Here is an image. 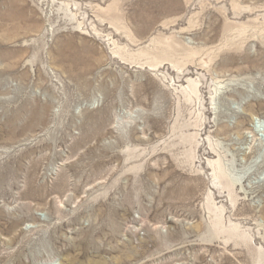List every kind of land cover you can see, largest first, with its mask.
<instances>
[{
	"label": "rangeland",
	"instance_id": "374dc122",
	"mask_svg": "<svg viewBox=\"0 0 264 264\" xmlns=\"http://www.w3.org/2000/svg\"><path fill=\"white\" fill-rule=\"evenodd\" d=\"M0 264H264V0H0Z\"/></svg>",
	"mask_w": 264,
	"mask_h": 264
},
{
	"label": "bare ground",
	"instance_id": "6f19581e",
	"mask_svg": "<svg viewBox=\"0 0 264 264\" xmlns=\"http://www.w3.org/2000/svg\"><path fill=\"white\" fill-rule=\"evenodd\" d=\"M254 125V124H253ZM254 128V127H253Z\"/></svg>",
	"mask_w": 264,
	"mask_h": 264
}]
</instances>
